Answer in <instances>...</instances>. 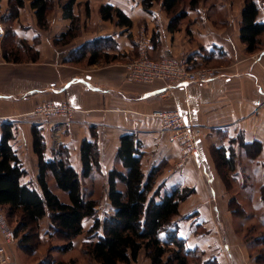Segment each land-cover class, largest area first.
Instances as JSON below:
<instances>
[{"label":"crops","instance_id":"0c3cea01","mask_svg":"<svg viewBox=\"0 0 264 264\" xmlns=\"http://www.w3.org/2000/svg\"><path fill=\"white\" fill-rule=\"evenodd\" d=\"M244 1L238 0L236 7L230 3L225 12L188 7L179 9L177 16L172 17L161 2L154 3L147 11L142 0H76L73 10L81 18L80 35L66 45H58L56 40L68 31L71 19L64 17L58 3L49 14V29L44 30L39 27L35 10L27 0L12 27L39 51L38 59L6 61L0 39V139L5 133L4 127L11 126L13 136L9 143L27 172L21 182L39 189L35 127L45 138V158L52 159L54 151L64 146L78 172H82L81 147L85 140L98 145L100 172L108 174L114 168L123 171L118 151L121 138L127 134L135 136L143 153L144 172L153 168L166 172L180 156L181 147L164 130L162 119L155 116L158 110H178L189 124L201 131L193 160L183 170L160 178L161 197L180 186L199 191V173L206 178L211 193L218 195L216 172L219 170L213 150L220 160L221 155L230 160L235 153H243L248 161L261 162L264 172V49L250 55L241 41ZM105 4L122 10L133 21L132 27L119 25L118 18L103 19L101 6ZM1 12H9V0H2ZM182 12L186 15L179 19ZM186 19L189 21L185 22ZM141 21L148 25L152 36L154 58L186 56L191 66L197 67L220 64L219 75L208 82L179 87L168 86L160 80L153 83L131 80L126 63L137 53ZM99 37H109L117 44L105 50L110 61L101 59L91 64L89 53L82 61L69 58L83 44ZM51 104L71 107L72 116L36 111L40 106ZM235 138L240 141L236 143ZM252 148L257 149L256 153L251 152ZM227 166L236 168V165ZM52 181L56 193L57 186ZM186 212L185 232L180 229V234L187 241L195 237L204 240V234L223 213L217 205L210 212L202 204H194ZM46 219L40 224L42 240L50 236V222L45 226ZM91 220H85L86 228L92 224ZM80 237L73 240V246L82 245ZM0 244L20 264H46L43 259L28 262L26 249L19 245L18 238L5 242L0 235ZM29 253L41 255L40 249Z\"/></svg>","mask_w":264,"mask_h":264},{"label":"trees","instance_id":"16d2710c","mask_svg":"<svg viewBox=\"0 0 264 264\" xmlns=\"http://www.w3.org/2000/svg\"><path fill=\"white\" fill-rule=\"evenodd\" d=\"M35 10L38 25L47 30L50 27L49 14L54 8V0H29ZM197 0H193L195 7ZM0 0V22L7 28L2 38L4 58L8 62L36 61L39 51L26 39L14 31L13 21L19 17L20 10L27 0H9V12L2 14ZM156 2H161L167 13L177 16L182 0H142L145 10H151ZM76 0L62 4L64 17L71 19L68 31L56 40L58 45H66L80 35L81 18L74 14ZM264 0H245L240 24L241 41L248 53H255L264 46V22L261 21ZM105 20L118 18L119 25L132 27L133 21L119 8L111 4L101 6ZM181 19L186 15L180 13ZM171 28H174L171 25ZM117 44L109 37H99L86 42L69 55L72 60L82 61L89 53V62L95 64L101 59L109 60L105 50ZM71 60V61H72ZM0 139V208L6 213L10 225L15 229L19 245L28 251L38 249L40 224L49 218L48 233L51 237L64 239L67 244L63 250L73 248V240L84 236L83 254L99 264H132L144 252L150 264H218L215 259L203 261L204 252L190 248L180 234L181 203L194 189L176 187L160 197L157 180L160 170L153 168L144 172L143 153L133 134L121 138L118 158L124 170L117 168L108 172V200L112 213L102 219L98 215L97 199L86 198L83 179L90 177L95 168H100L99 151L96 142L85 140L82 143V172L71 164L68 151L60 146L54 151L52 159L45 158V138L41 130L34 128V146L39 156L37 182L39 189L23 184L21 179L27 174L9 139L13 136L11 126L4 127ZM222 163L234 167L233 159L220 156ZM68 194L69 202H63L51 186ZM16 219V223L14 222ZM92 219L91 226L85 227V220ZM65 264V263H58Z\"/></svg>","mask_w":264,"mask_h":264},{"label":"rangeland","instance_id":"374dc122","mask_svg":"<svg viewBox=\"0 0 264 264\" xmlns=\"http://www.w3.org/2000/svg\"><path fill=\"white\" fill-rule=\"evenodd\" d=\"M237 1L238 0H197L195 7L213 8V10L225 12L228 5H231L230 3H232L233 7H236ZM64 2L63 0H54L53 10L58 6V3L62 6ZM192 3L193 0H182L180 10L193 7ZM262 14L264 16V6L262 7ZM174 16L175 15H172V17ZM224 16L222 17L224 18ZM219 18H221V15ZM187 21H189V19H186L185 22ZM182 23L183 21H181V24ZM4 26L6 29L7 26L5 24ZM143 27L148 29V25L144 21H141L139 23L137 37H139ZM263 49L264 46L261 50ZM261 50L255 53H247L253 55ZM137 55L138 51L135 57ZM152 58L154 57L152 56ZM219 67L220 64H205L198 67L193 66L195 69L214 68L216 69L217 76L220 73ZM235 140L236 143L240 141L239 138H235L234 141ZM211 149L213 150L214 146H211ZM256 151V148H252L251 152L256 153ZM212 152L214 162L219 170V172H216L218 176V185H216L218 195L214 196V194L211 193L206 178L199 173L198 178L201 182V189L196 191V189L193 188L195 190L194 193L182 204L183 208L176 220L182 225V228L180 227L182 232H185L183 231L185 229L184 221L186 222L188 214L186 211L194 204L207 206L210 212H213V206L217 205L223 213H221V216H218L215 223H212L206 235L204 234V240L195 237L187 241L188 246L190 248L201 249V251L204 252L203 261L215 259L218 264H264V172L262 171L261 162L248 161L245 154L235 153L233 161L236 168L231 169L227 164L222 163L219 157L216 156L215 150ZM191 160H189L185 166H187ZM179 161L180 158L178 157L166 172H161V169H159L161 174L157 180V189L158 182L163 174H173L183 170L185 166L181 169L178 168ZM259 166H261L260 169ZM107 175V172H100L99 168H95L90 177L83 179L85 197L98 200V215L102 219H104L106 215L112 213V207L107 196ZM52 184H54L53 181ZM158 190H160V188ZM55 191L63 202H69L68 194L65 191L58 188ZM14 222L16 223V219H14ZM49 222L50 220L47 218L44 224H48ZM90 224L91 222L89 223V227ZM45 226L48 225L45 224ZM40 237L42 240V235ZM49 237L47 240L39 242L38 249H40L41 255H33L26 249V260L28 262L43 259L46 264H99L91 261L83 254V245L77 247L73 246L72 249L65 251L63 248L66 246L67 242L64 239ZM84 238V236L80 237L81 241H83ZM132 264H150V261L145 257L143 252L139 260Z\"/></svg>","mask_w":264,"mask_h":264},{"label":"built area","instance_id":"2783aa9c","mask_svg":"<svg viewBox=\"0 0 264 264\" xmlns=\"http://www.w3.org/2000/svg\"><path fill=\"white\" fill-rule=\"evenodd\" d=\"M257 1L261 2L260 0ZM261 21L264 22V16ZM5 31L4 24L0 22V39L4 37ZM152 44L151 34L147 28L143 27L137 38L138 55L126 63L128 77L131 80L144 83H153L160 80L168 86L179 87L192 82H208L217 77L216 69H195L186 56L152 58ZM36 111L47 115L58 113L71 117L73 109L65 104H51L40 106ZM155 116L162 119L164 130L180 144L181 154L178 168H183L197 153V139L201 135L200 129L189 124L178 110H158L155 112ZM0 235L5 242H14L17 239L15 229L10 225L6 213L1 208ZM0 264L20 263L10 258L7 255L5 246L0 244Z\"/></svg>","mask_w":264,"mask_h":264}]
</instances>
